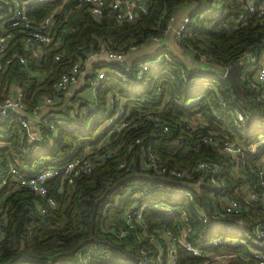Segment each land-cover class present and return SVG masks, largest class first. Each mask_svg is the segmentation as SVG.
Segmentation results:
<instances>
[{"label":"trees","instance_id":"obj_1","mask_svg":"<svg viewBox=\"0 0 264 264\" xmlns=\"http://www.w3.org/2000/svg\"><path fill=\"white\" fill-rule=\"evenodd\" d=\"M244 2L147 0L146 11L137 12L127 22H118L113 12L94 17L84 6H77L76 0L64 5L56 19L65 18L64 24L72 30L62 38V56L56 64L59 68L69 61L84 59L89 49H96V38L111 41L115 49L148 43L150 36L159 35L180 7L186 8L190 20L178 43L180 48H167V56L148 67L140 78H136L132 65L149 59L147 54L132 58L129 68L99 62L98 65L114 71L106 72L101 79L96 89L97 109L84 122L76 118L77 110L74 114L63 110L62 121L55 128H50L48 120L40 121L39 139L29 137L12 115L1 122V167L6 170L14 165L25 174L35 173L46 166L63 164L88 144L98 141L100 135L95 134V129L109 114L105 95L112 89L126 98L127 115L137 116L142 110H150L168 123V129L141 119L137 126L112 133L97 152L104 153L103 157L95 160L89 171L76 175L71 182L60 177L48 179L46 196H39L27 187L1 185L0 264H137L142 258L157 264L159 251L141 235L140 223L146 224L149 233L157 232L163 225L178 234L183 219L177 211L147 208L139 219L141 222L136 220L134 228L128 229L121 238L110 232L112 227L124 225L121 215L140 189L146 191L142 200L163 202L184 210L191 227L187 239L192 244L201 246L219 233L218 228L198 219L194 206L202 207L214 218L215 196L224 186L225 194L243 199L238 187L247 179L254 180L252 170L264 159L263 143L258 152L247 155L244 177H239L233 172L234 158L202 140L211 131L216 138L236 140L249 148L259 137H264V99H259L258 91L239 79V69L236 72L239 94L228 79L219 75V71L232 66L245 53H252L258 59L264 52L263 14L248 11ZM53 6V3L33 4L29 17L39 21ZM239 15L244 23L235 22ZM19 37L17 32L7 52H15L14 56L3 64L0 73V99L14 83L24 93L26 106L32 108L53 90L49 77L43 84L34 76L35 71L51 69L52 53L38 60L24 49ZM183 52L193 62H188ZM200 53L207 57L201 58ZM20 55L26 57L25 63L18 61ZM121 73L129 80H121ZM158 84L159 93L156 92ZM232 104L245 114L241 125L234 122L229 112ZM198 118L203 126L196 125V130H191L188 125L199 124ZM148 149L166 165L192 168L199 161L210 160L219 168L194 170L192 177L185 181L187 184H183L167 173L144 169L141 156ZM123 162L126 166L121 167L119 164ZM219 180L225 185H217ZM184 189L190 191L191 198L182 194ZM46 197H51L54 205H49ZM40 205L45 207L44 213ZM237 218L264 225V210L245 203L240 214L227 215L223 220ZM161 254L164 257L166 250ZM175 258V264H191L197 260V256L179 245L175 248Z\"/></svg>","mask_w":264,"mask_h":264},{"label":"built area","instance_id":"obj_2","mask_svg":"<svg viewBox=\"0 0 264 264\" xmlns=\"http://www.w3.org/2000/svg\"><path fill=\"white\" fill-rule=\"evenodd\" d=\"M69 1L71 0H0V73L3 64L9 63L14 56L15 52H7L11 48L12 39L19 32V40L24 49L31 52V56L38 60H44L51 51L52 66L49 71L45 72L48 73L53 88L51 92L43 95L32 108L26 106L24 93L20 89L15 92L8 89L0 99V123L12 115L18 124L26 129L29 122L28 116L29 118L30 116H37L38 120H48L50 128H55L56 123H60V119L56 117L53 110L58 105H68L71 98H75L77 103L82 104L77 110L78 116L76 118L78 121L84 122L97 108L96 89L101 79L106 72L113 73L114 71L98 65L99 62L126 60V68H129L130 56L142 46H151L153 50L147 53L150 58L132 65L136 78H140L148 67L167 56V46L162 42L166 35L172 33V39L178 45L182 40V32L190 20L189 16L185 14L180 23L174 27L171 24L172 16L159 35H151L148 43L131 44L127 49H115L111 41L104 42L101 38H96V49H89L85 53L84 59L69 61L62 68H59L56 64L62 56V38L72 30V27L64 24L65 18L57 21L56 16ZM31 3H53L54 6L51 12L41 20L36 21L29 17L28 8ZM76 4L77 6H84L94 17L103 15V9H105V13L113 12L118 22H127L133 20L137 12L146 11L147 0H76ZM244 7L250 12L256 11L258 14H263L264 20V0H245ZM235 22L244 23L242 15L236 17ZM200 57L207 56L200 53ZM17 58L20 63L26 61V57L23 55ZM235 63L240 64L239 79L246 82L249 87L255 88L258 91L259 99H264V52L258 59L252 53H245ZM230 67L227 66L219 71V75L227 79L226 71ZM119 76L123 81L129 80L123 73ZM75 84L79 85L71 91ZM70 91L71 94L68 95ZM159 91L160 85L158 84L156 92L159 93ZM125 103L126 98L117 90L108 91L105 95V106L109 114L95 129V134L100 135L98 141L88 144L82 152L75 154L63 164L46 166L35 173L25 174L14 165H9L4 170L0 164V186L11 184L16 188L27 187L39 196H46L45 182L48 179L60 177L71 182L76 175L89 171L94 161L103 157L104 153L97 152L105 146L112 133L125 127L137 126L141 124V119L151 120L155 125L160 124L163 130L168 129V123L150 110H142L137 116L127 115ZM72 108L73 106H71L70 113L74 114L76 110ZM229 112L236 124L244 123L245 114L236 105H230ZM92 118L95 119V116L93 115ZM198 123L188 126L191 130H196V125L198 127L203 126L199 118ZM40 137L41 135L38 134L32 139H39ZM202 140L221 148L226 154L232 156L234 158L233 172L239 177H244L242 174L246 171L247 155L258 152L259 146L264 143V137H259L249 148H246L236 140L216 138L211 131L204 135ZM139 141L140 139L137 138L136 142ZM119 165L121 167L126 166L124 162ZM141 165L144 169H152L162 174L167 173L177 181H182L183 184H187L185 181L192 177L194 170L217 171L219 168L217 163L210 160L199 161L192 168L166 165L150 149L141 156ZM252 171L254 180L247 179L238 187L243 199L225 194V186L220 188L215 196L217 206L213 210L214 218H210L208 212L202 207L194 206L201 222L219 230V233L203 242L201 246L194 245L187 239V233L191 231V227L184 210L171 207L163 202L142 200L146 192L144 189L135 192L134 202L128 205L121 215L124 225L121 223V225L114 226L110 232L121 238L128 229L134 228L136 220L141 222L139 219L147 208L160 211H177L183 219V227L178 234L171 232L169 228L163 225L158 227L157 232L149 233L146 224L140 223L141 235L155 244L159 251L157 264H175V248L178 245L197 256V260L191 264H264V225L261 222L249 224V221L244 218H237L235 221L223 220V217L227 215L240 214L245 203L260 206L264 210V159L257 162ZM216 183L219 186L225 185L221 180ZM182 194L191 198V193L187 189H184ZM46 202L49 205H54V200L51 197H46ZM40 211L44 213L45 207L40 205ZM228 233L231 235L229 236ZM164 250H166V255L163 257L161 253ZM137 264L150 263L146 258H142Z\"/></svg>","mask_w":264,"mask_h":264},{"label":"crops","instance_id":"obj_3","mask_svg":"<svg viewBox=\"0 0 264 264\" xmlns=\"http://www.w3.org/2000/svg\"><path fill=\"white\" fill-rule=\"evenodd\" d=\"M33 4H39V3H31L29 5L28 12L31 10ZM185 14H187L186 8H184V7L178 8L176 10V12L174 13V15H173V18L171 20V24L174 27L177 26L180 23V21L182 20V18H183V16ZM162 42L167 46V48H171V49H174V50H178L180 48L173 41V39H172V33H170L169 35H166V38H164L162 40ZM152 50H153V47H151V46H142L138 51H136L135 53H133V55L130 56V60L132 58L136 57V56L146 55L148 52H150ZM182 55L187 58V61L188 62H190V63L193 62V59L187 53L183 52ZM34 76L38 79V82L39 83H43V84L46 82V80L49 77L48 73L45 72V70L35 71L34 72ZM78 85L79 84L73 85L72 88H71V91H73L74 89H76ZM9 89L15 92L16 90L19 89V87H18V85H16V84L13 83V84L10 85V88ZM71 91L68 92V95L71 94ZM72 101H73V103H72ZM81 105H82L81 103H77V101L75 100V98L74 99L71 98V100L69 101L68 105L67 104L58 105L57 107H55V109L53 111L56 114V117L59 118L60 119L59 121L61 122L62 121L61 120V118H62L61 111L64 110V112L67 111V113L72 114V113H70L71 106H73L72 109L79 110V108L81 107ZM28 119H29L28 126H27V128L25 130H26L27 134L29 135V137H31V138L37 137L38 134H39V132H40V129H39L40 120L37 119V116H32V117L30 116V118L28 116Z\"/></svg>","mask_w":264,"mask_h":264},{"label":"water","instance_id":"obj_4","mask_svg":"<svg viewBox=\"0 0 264 264\" xmlns=\"http://www.w3.org/2000/svg\"><path fill=\"white\" fill-rule=\"evenodd\" d=\"M105 9H103V13H105ZM137 14V13H136ZM112 63H118V64H121L123 66H126L127 62L126 60H123V61H116V60H113L111 61ZM240 68V64L238 63H235L233 64L227 71H226V77L230 83V86L232 87V89L237 93L239 94L240 93V85L237 81V78H236V72L237 70Z\"/></svg>","mask_w":264,"mask_h":264}]
</instances>
